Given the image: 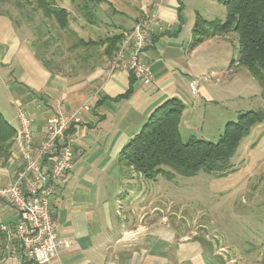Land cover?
I'll list each match as a JSON object with an SVG mask.
<instances>
[{
	"label": "crops",
	"instance_id": "obj_1",
	"mask_svg": "<svg viewBox=\"0 0 264 264\" xmlns=\"http://www.w3.org/2000/svg\"><path fill=\"white\" fill-rule=\"evenodd\" d=\"M99 1L94 0L96 16L105 14ZM147 1L146 19L152 22V37L144 59L151 68L153 78L150 85L136 81L135 91L128 98L125 94L131 86V73H111L110 60L101 54L90 60L92 69L89 71L77 72V75H54L36 60L29 36L22 43L26 44L28 52L17 39L11 43L0 40V77L13 99L11 105L7 102L13 109L12 120L16 126L11 120H6L14 128H18L17 110L23 108L32 117L35 137L41 141L47 121L58 109L76 111L86 102L90 103V110L82 114V123L74 128L77 145L73 168L54 183L51 212L58 224V237L67 241L69 246L61 248L59 256L49 264H186L185 260L190 264H207L199 248L190 250L191 246L186 250L188 255L194 252L193 256L185 259V252H182L172 261L165 259L163 250L156 251L154 248L148 251L150 230L146 223L147 208L140 203L142 195L131 199L124 196L119 159L124 146L140 131L158 106L172 98L181 100L183 92L192 94L189 84L207 76L209 71L211 79L199 81L198 93L192 96L216 102L210 91L220 88L226 76L233 71L229 70L230 65L216 67L212 63L219 49L223 47L226 51L229 37L212 38L194 49L190 48L198 15L207 21H215L211 20L215 16L210 11L221 5L219 0ZM105 6L110 9L109 4ZM65 8L70 11L68 5ZM221 15L225 17L222 11ZM109 21L102 19L99 22L100 27L115 28L114 32L106 34L107 37L124 32L122 27L116 28V23L112 25ZM91 25L81 32L74 30L80 38L95 37L99 29L97 24ZM85 34H90V37ZM106 36L99 35L98 39ZM205 53L210 57L205 62L210 63L208 71L198 61V57ZM225 57H229L228 54ZM229 58L230 61L233 59ZM22 163L16 145L8 164L0 165V187L12 184ZM125 199L133 200L128 204V211L125 210ZM251 203L256 204L254 201ZM252 210H256L259 217L258 210H261L257 205ZM1 212L6 225H17L19 216L12 205L4 203ZM255 222L261 227L262 219ZM260 231L258 240L262 241L264 233ZM0 264L35 263L24 255L19 243L9 249L5 235L0 231Z\"/></svg>",
	"mask_w": 264,
	"mask_h": 264
},
{
	"label": "rangeland",
	"instance_id": "obj_2",
	"mask_svg": "<svg viewBox=\"0 0 264 264\" xmlns=\"http://www.w3.org/2000/svg\"><path fill=\"white\" fill-rule=\"evenodd\" d=\"M3 1L0 0V40L11 43L17 39L28 52V47L22 43L26 36L34 41L36 30L46 29L45 20L41 12L36 11L34 4L19 8L18 2L25 4L24 0ZM54 1L62 7L68 5L73 29L81 32L84 27L91 25L81 11L83 1ZM99 2L101 11L105 14L96 16L98 34L95 37L85 34L90 37L84 38L86 40H98L99 35L104 37L107 33L115 31V28L112 30L109 27H100L99 22L102 19L110 20L112 25L115 22L116 28L122 27L125 33L131 30L139 19L148 15L147 0ZM87 4L92 11L95 9L93 1ZM106 4L110 5V9H106ZM209 5L210 3L207 7ZM221 11L226 13L223 5L212 8L210 12L215 17L212 16L211 20H224ZM95 13L97 15V12ZM15 20L20 21L21 29L15 26ZM50 27L54 40L46 52L47 56H53L54 62L61 65L62 71L69 73V67L76 66V58L85 52L82 49L75 52L70 50L75 44L73 38H68L54 26ZM231 37L237 36L230 35L231 45H227L226 51L223 47L218 50L212 63L214 66L230 65L229 57L233 58L238 54L237 43L233 45L235 40ZM102 53L103 50L98 49L92 54L103 56ZM227 54L229 57H225ZM209 59L208 53L198 57V61L206 69L210 63L205 62ZM36 60L41 63L37 57ZM229 70L233 72L226 76L227 79L220 88L210 91L216 102H207L201 96L195 98L192 94L183 92L181 101L185 105V111L180 125L183 141L196 138L218 142L226 124L236 121L240 113L264 112L261 84L243 67ZM0 71L2 75V68ZM208 73L206 75L211 79L210 71ZM234 74L236 76L231 80ZM7 101L11 105L13 99L8 95L0 77V112L16 126L12 120L13 109L8 106ZM231 164L232 170L224 175L200 171L196 176L184 177L174 172L175 177L172 180L163 175H159L155 180H148L128 167H119L124 182L121 188L125 191L124 196L131 199L142 195L140 203L147 208L149 252L154 248L156 251L163 250L165 259L169 261L175 260L185 252L183 257L187 259L194 254L192 252V255H188L186 250L191 246L190 250L199 248V253L204 255L207 264H264V237L262 241L258 240L259 229L264 233V122L251 129L231 159ZM116 172L118 173V169ZM253 201L256 204H252ZM125 202V210L128 211V204L133 203V200L125 199ZM256 205L261 210H258L259 217L256 210H252L256 209ZM258 219H262L261 227L255 222ZM209 248L213 249L212 252ZM185 263L190 264L186 260Z\"/></svg>",
	"mask_w": 264,
	"mask_h": 264
},
{
	"label": "trees",
	"instance_id": "obj_3",
	"mask_svg": "<svg viewBox=\"0 0 264 264\" xmlns=\"http://www.w3.org/2000/svg\"><path fill=\"white\" fill-rule=\"evenodd\" d=\"M3 1V0H2ZM10 1V0H8ZM18 2L19 8L34 4L45 20L44 31L36 30L32 48L41 64L54 75H77L92 69V53L103 49V56L113 61L120 47L123 33L98 40L83 39L78 36L71 25V12L58 5L54 0H24ZM74 2L75 0H70ZM84 13L89 24H97L96 15L88 2L81 0ZM4 2V1H3ZM226 9L224 20L207 21L198 15L193 29L194 39L191 49L212 38H225L235 34L234 44L238 46V54L233 57L230 68H245L262 86L264 98V0H219ZM35 11V10H34ZM16 21V20H15ZM51 26L56 27L75 44L70 50L82 49L85 53L76 58V66H70V72L62 71L61 65L54 62L53 56H47L52 46ZM15 26L21 27L20 21ZM47 36V37H45ZM46 38V39H43ZM97 63V59L94 60ZM238 71V70H237ZM131 86L125 97H130L137 81L131 74ZM185 105L177 98H172L158 106L150 115L140 131L122 149L119 165L128 167L148 180H155L163 175L169 180L175 173L184 177L196 176L200 171L209 174L224 175L232 170L231 159L235 156L241 142L250 134L251 129L264 122V112L240 113L234 122H228L218 142L190 138L183 141L180 125ZM17 144V129L14 128L0 112V165H6L13 157V149ZM190 241V240H189ZM211 249L212 252V248ZM225 262V261H224ZM223 264V263H222Z\"/></svg>",
	"mask_w": 264,
	"mask_h": 264
},
{
	"label": "built area",
	"instance_id": "obj_4",
	"mask_svg": "<svg viewBox=\"0 0 264 264\" xmlns=\"http://www.w3.org/2000/svg\"><path fill=\"white\" fill-rule=\"evenodd\" d=\"M151 26V20L139 19L123 34L117 55L110 64L111 73L127 71L143 85L151 84L152 71L144 59V52L151 44ZM197 80L189 84L193 95L198 93L199 81H207L208 77ZM89 110V102L76 111L58 109L47 121L41 141L35 137L29 113L23 108L17 110L16 145L23 165L12 184L0 187V231L9 249L19 243L24 255L35 264L51 263L59 256L61 248L69 246L58 237V224L52 216L50 202L54 183L73 168L77 145L74 128L82 123V114ZM4 203L18 212V223L14 227L3 221L1 207Z\"/></svg>",
	"mask_w": 264,
	"mask_h": 264
}]
</instances>
